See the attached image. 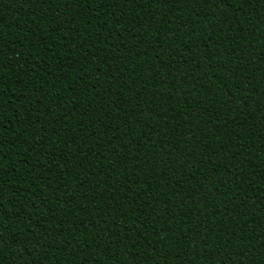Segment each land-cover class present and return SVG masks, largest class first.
I'll list each match as a JSON object with an SVG mask.
<instances>
[{
  "label": "trees",
  "instance_id": "obj_1",
  "mask_svg": "<svg viewBox=\"0 0 264 264\" xmlns=\"http://www.w3.org/2000/svg\"><path fill=\"white\" fill-rule=\"evenodd\" d=\"M0 264H264V0H0Z\"/></svg>",
  "mask_w": 264,
  "mask_h": 264
}]
</instances>
